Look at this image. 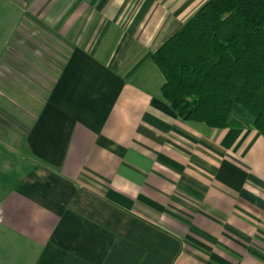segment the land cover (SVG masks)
I'll list each match as a JSON object with an SVG mask.
<instances>
[{"label": "crops", "instance_id": "crops-1", "mask_svg": "<svg viewBox=\"0 0 264 264\" xmlns=\"http://www.w3.org/2000/svg\"><path fill=\"white\" fill-rule=\"evenodd\" d=\"M207 1L0 0L1 110L19 85L34 157L0 264H264V136L183 120L153 60Z\"/></svg>", "mask_w": 264, "mask_h": 264}, {"label": "trees", "instance_id": "trees-1", "mask_svg": "<svg viewBox=\"0 0 264 264\" xmlns=\"http://www.w3.org/2000/svg\"><path fill=\"white\" fill-rule=\"evenodd\" d=\"M179 116L264 136V0H209L153 55Z\"/></svg>", "mask_w": 264, "mask_h": 264}, {"label": "rangeland", "instance_id": "rangeland-1", "mask_svg": "<svg viewBox=\"0 0 264 264\" xmlns=\"http://www.w3.org/2000/svg\"><path fill=\"white\" fill-rule=\"evenodd\" d=\"M14 87L16 91L13 89L14 94L12 95L16 100L13 99L15 104L13 103L11 111L16 114L15 116H8L3 113L1 108L4 103H8V99L4 97L0 98V200L5 191L20 178V174L32 167L30 161L34 158L32 155L27 154L28 150L21 148L22 141L26 138V132L20 122L19 85H14ZM1 88L2 86H0ZM198 126H203L206 131L212 130V128L207 127L205 124H198ZM1 232L0 230V237L2 235Z\"/></svg>", "mask_w": 264, "mask_h": 264}]
</instances>
